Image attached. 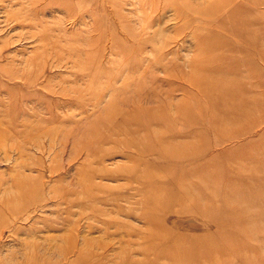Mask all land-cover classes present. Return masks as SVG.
I'll return each mask as SVG.
<instances>
[{"label": "rangeland", "instance_id": "obj_1", "mask_svg": "<svg viewBox=\"0 0 264 264\" xmlns=\"http://www.w3.org/2000/svg\"><path fill=\"white\" fill-rule=\"evenodd\" d=\"M0 264H264V0H0Z\"/></svg>", "mask_w": 264, "mask_h": 264}]
</instances>
